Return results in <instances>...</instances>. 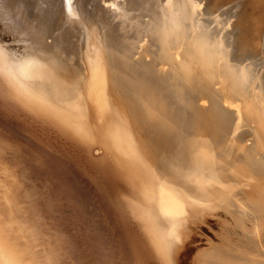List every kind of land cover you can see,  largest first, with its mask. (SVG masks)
Wrapping results in <instances>:
<instances>
[{
    "label": "bare ground",
    "instance_id": "6f19581e",
    "mask_svg": "<svg viewBox=\"0 0 264 264\" xmlns=\"http://www.w3.org/2000/svg\"><path fill=\"white\" fill-rule=\"evenodd\" d=\"M0 25L65 103L0 61V264H264V0H0Z\"/></svg>",
    "mask_w": 264,
    "mask_h": 264
},
{
    "label": "rangeland",
    "instance_id": "374dc122",
    "mask_svg": "<svg viewBox=\"0 0 264 264\" xmlns=\"http://www.w3.org/2000/svg\"><path fill=\"white\" fill-rule=\"evenodd\" d=\"M27 57H28V47L25 46L22 38L19 37L18 35L8 34L6 31H4L0 27V61L2 62L6 70L8 72L9 70L17 71L19 73V75L16 77L17 83L20 85V87H22V89H25V91L27 90H30L31 92L33 91V93L37 97L36 98V101L38 100L37 102H39L40 104L41 102H43L46 105H49L48 102H51L55 107L64 110V108L59 107L65 104L61 98L57 96H53V95L48 96L46 92L38 91L39 85L37 84V81L34 79L37 74H35V71L32 65H28V67H26L27 69L25 72L23 73L20 72V68L26 63ZM9 74L11 73L9 72ZM91 101H92L91 103L90 101H87V104H88L87 107H84V109L81 110V112L77 111L76 109L74 111L71 109L72 110L71 111L68 107L66 111L67 112L69 111L70 113H72L71 115L78 117V119L82 121L84 124L85 123L90 124L93 113L98 114L100 112L99 110L100 107H97V104L99 105L98 101L94 99ZM62 107H65V105H63ZM119 147L124 152L126 151L125 146L121 147L119 144ZM219 235L213 234L214 239H216L215 241L219 240V237H218ZM208 243L210 242L203 241V242L197 243V245L200 246L201 248H204L203 251L204 250L207 251L205 248H207ZM193 246H196V244H193Z\"/></svg>",
    "mask_w": 264,
    "mask_h": 264
}]
</instances>
